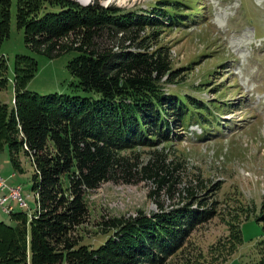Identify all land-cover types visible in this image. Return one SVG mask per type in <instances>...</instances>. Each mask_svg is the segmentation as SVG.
I'll return each instance as SVG.
<instances>
[{
    "label": "trees",
    "instance_id": "obj_1",
    "mask_svg": "<svg viewBox=\"0 0 264 264\" xmlns=\"http://www.w3.org/2000/svg\"><path fill=\"white\" fill-rule=\"evenodd\" d=\"M148 13L127 11L101 0H18L17 23L26 43L49 57L71 50L79 55L68 68L76 87L93 96L27 89L39 70L36 58H15V107L0 103V151L23 152L35 168L32 213L0 219V264H195L186 251L193 231L217 212L207 183L186 173L183 161L159 146L181 140L191 120L210 126L209 104L168 89L177 82L171 48L159 44L157 29L180 21L182 0ZM12 0H0V49L11 29ZM155 9V8H154ZM182 18V17H181ZM151 28L154 31L146 34ZM8 61L0 53V91L8 85ZM182 131V133H179ZM148 148V155L144 149ZM107 182L151 185L179 201L153 213L105 217L107 235L99 246L85 242L82 228L90 209L87 194ZM184 184V185H182ZM211 202V203H210ZM229 239L243 241V223H231ZM188 243V244H187ZM264 264V239L259 241ZM236 247V246H235ZM183 254V257H179Z\"/></svg>",
    "mask_w": 264,
    "mask_h": 264
},
{
    "label": "rangeland",
    "instance_id": "obj_2",
    "mask_svg": "<svg viewBox=\"0 0 264 264\" xmlns=\"http://www.w3.org/2000/svg\"><path fill=\"white\" fill-rule=\"evenodd\" d=\"M77 1L83 5L93 2ZM165 1L172 6L175 3L101 0V4L148 13L164 7ZM182 1L185 4L181 20L169 22L165 18L164 26L157 29L159 44L171 48L173 67L179 70L177 82L169 83L167 88L208 103L213 115L209 116V127L193 119L181 140L162 144L159 149L165 147L172 156L185 161L189 177L196 180L199 175L205 180L212 200L217 201L216 215L196 228L187 241L191 244L184 259L192 251L199 258L195 264H258V244L264 239V0ZM17 10L18 0H12L10 35L0 49L8 61L9 82L0 91V103L8 104L10 110L15 107L18 54L32 56L39 64L28 90L41 95L61 93L98 98L99 94L75 86L78 79L68 64L79 52L71 50L49 57L33 50L26 43L25 30L18 27ZM153 31L148 28L145 33ZM144 151L148 155L149 149ZM16 155L20 170L12 162L8 147L0 151V178L6 180L8 188H23L22 195L29 207L21 208L17 201H11L15 211L32 213L37 205L32 189L35 168L23 152ZM150 190L151 185L146 182H107L87 194L90 216L82 228L85 242L99 246L106 240L107 235L99 228L103 216H136L140 211L150 214L159 210L160 203L171 208L179 201L178 195L172 199L162 194L157 202L150 198ZM0 219L13 223L1 206ZM231 223H243V241L239 244L229 239ZM177 260V264L186 262Z\"/></svg>",
    "mask_w": 264,
    "mask_h": 264
},
{
    "label": "built area",
    "instance_id": "obj_3",
    "mask_svg": "<svg viewBox=\"0 0 264 264\" xmlns=\"http://www.w3.org/2000/svg\"><path fill=\"white\" fill-rule=\"evenodd\" d=\"M21 189L22 186H15V191H9L8 194H0V206L2 207L3 211L7 214L11 213V209L16 208L11 201H17L18 205L21 208H28V203L24 202L21 198ZM8 190V185L6 180L0 178V193Z\"/></svg>",
    "mask_w": 264,
    "mask_h": 264
},
{
    "label": "bare ground",
    "instance_id": "obj_4",
    "mask_svg": "<svg viewBox=\"0 0 264 264\" xmlns=\"http://www.w3.org/2000/svg\"><path fill=\"white\" fill-rule=\"evenodd\" d=\"M88 1V0H87ZM9 191H15V186H12V187H9L8 188ZM22 190L23 188L21 189V198L23 199L24 202H26V200L24 199L23 195H22ZM27 203V202H26ZM15 211V208L11 209V213Z\"/></svg>",
    "mask_w": 264,
    "mask_h": 264
},
{
    "label": "water",
    "instance_id": "obj_5",
    "mask_svg": "<svg viewBox=\"0 0 264 264\" xmlns=\"http://www.w3.org/2000/svg\"><path fill=\"white\" fill-rule=\"evenodd\" d=\"M108 5V3L107 4H104V6H107Z\"/></svg>",
    "mask_w": 264,
    "mask_h": 264
}]
</instances>
